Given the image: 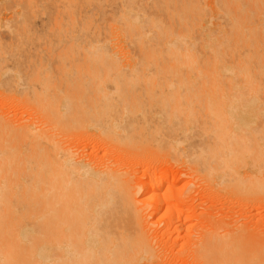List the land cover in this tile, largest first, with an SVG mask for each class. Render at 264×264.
<instances>
[{"label":"bare ground","instance_id":"1","mask_svg":"<svg viewBox=\"0 0 264 264\" xmlns=\"http://www.w3.org/2000/svg\"><path fill=\"white\" fill-rule=\"evenodd\" d=\"M10 2L11 4L7 5L10 6L9 9H14V4L18 3L15 5L16 10L22 16L21 19H19L20 15L16 17L18 21L20 20L19 30L29 27L28 31H30L32 27L31 32L34 33L29 34L27 30L21 33L15 30V33L16 31L19 33L17 36V33L13 35L10 23L13 17L9 22L6 20V23L4 21L0 23V27H4L7 32L4 41L0 42L1 92L8 87L6 72L9 73L13 66L11 64H14V57L10 56L9 50L13 46H19L22 49L21 59L30 61L34 58L35 62L37 59L38 62L43 60V65L36 64L40 72L42 71L40 67L45 65L46 60L51 61L49 64L56 62L53 64H56L55 67L58 65L57 62H61L56 69L62 68L64 61L66 63L86 61L87 64H81L85 66L84 70L89 67L88 70L97 68L96 74L102 70L100 73L105 71V76L110 72L126 74L129 71L128 75L139 73L137 76L147 74V76L164 77H200L201 81L206 77L209 79L203 81L208 84H212L215 80L213 83L215 85L212 84L215 86L214 93H218L217 100L222 103H218L220 101L217 102L213 97L212 100L206 97L210 106L223 107L224 103L230 106L238 105V102L242 101L246 109H262L264 112V0H209L208 4L206 0H13ZM30 13L34 14L33 19L25 16ZM51 14H57L54 22L53 19L47 18ZM58 14L63 16L58 18ZM95 62H98L96 66L93 65ZM70 65L64 64V68L70 69ZM107 68L109 70L106 71ZM117 68H121V71ZM46 69L45 73L43 72L45 75L38 74L36 76L39 77L35 79L37 85L39 81L43 82L40 84L42 88H46L50 96L43 98L46 102L42 99L40 103L41 108L44 104L47 107V114L51 111V117L49 115L51 123L44 129L47 133L41 130L34 135L33 140H36L32 141L34 148L32 147V150L27 148L29 152L21 153L18 149L21 145L23 147V143L14 150L5 136L7 130L4 132V125L0 126V264H149L153 251L148 231L150 224L146 217L142 219V212L138 215L137 207L135 208V200L133 202L135 185L130 186L126 178L120 177V173L117 174L119 171L116 173V169L111 168L113 164L112 166L109 165L110 163L104 164L108 174L106 172L101 174L102 169H91L86 164L87 161H82V158L74 159L78 155L70 154L66 145V141H70L75 146L74 143L82 138L83 134L85 135L86 124L90 122L88 119L93 116L92 103L87 102L88 97L85 95L86 98L82 99V94L81 98H76L74 102L70 99L76 96L72 95L69 99L71 96L69 92L72 91V94L77 92L76 87L75 92L73 91L75 84H69L70 79L69 86L66 83H57L59 80L55 83L51 82L56 75L51 76L53 79L49 81L50 83L47 82L50 85L45 83L52 74V72L46 74ZM85 78L84 76L83 79ZM210 78L212 82H209ZM65 80L67 82L68 79ZM92 80L95 79H91V82ZM103 82L101 84L105 86L107 81L106 84ZM22 84L26 86L24 80L20 84L23 89ZM217 85H219L218 89ZM84 86L82 88L80 86V90H87L86 88L89 87ZM104 86L97 87V94L100 92L99 96L102 95L99 99L105 97L103 90L106 89L105 93H107L108 89ZM226 89L231 91V94H226H230V98L225 95ZM85 90L82 92L87 93ZM222 94L226 99L229 98L227 102L223 101ZM192 99H184L181 103L184 101L193 104L195 99ZM197 100L199 101L198 97ZM204 101L203 104L207 102ZM76 103L81 105L77 106ZM120 111L121 114L117 116L114 112V118L105 120L100 128L96 127L101 129L104 135L102 141L106 140V144L109 143L111 146L112 140L127 139L122 144L131 146L138 142L134 140L138 138V130L144 124L132 121L134 124L131 125L129 109L122 108ZM124 113L128 115L125 119H123L125 115L121 116ZM258 116L253 117L259 119L264 114ZM77 119H80L79 122ZM91 123L93 124L92 121ZM144 127L150 128L151 132L155 131L156 127V130L159 128L155 124ZM164 127L159 129L163 137L160 136L156 141L164 138L165 130L167 135L168 132L174 136L177 134ZM170 133L168 136L173 139L164 140L169 143L174 140V144L175 142L178 144V140L176 141ZM102 135H99V139ZM167 135L165 133V137ZM73 136L75 140L71 138ZM208 143L193 144L190 147L192 154L195 157L200 155L203 158L210 157L211 162L213 158L215 161L219 159L220 154L226 155L227 152L225 150L223 152L222 147L220 150L223 154L220 150H215L217 149L215 145L209 143V147ZM227 147L224 146V149ZM209 148L211 149L208 150ZM229 149L228 147L226 150ZM9 151L12 154L19 152L18 155L17 153L10 155ZM213 152L218 156L214 157ZM222 158L225 159L224 156ZM219 161L222 163V160ZM149 178L139 185L137 190L140 193L145 194L151 188L154 190L161 187L167 178V173L164 172L155 179ZM148 201V205H155L153 208L157 213L165 204L164 200H158L155 193L150 194ZM160 216L161 214L158 217Z\"/></svg>","mask_w":264,"mask_h":264},{"label":"rangeland","instance_id":"2","mask_svg":"<svg viewBox=\"0 0 264 264\" xmlns=\"http://www.w3.org/2000/svg\"><path fill=\"white\" fill-rule=\"evenodd\" d=\"M10 1L13 0H0V23L2 21L6 23V20L9 22V19L13 17L10 21L13 35L16 34L17 31H22L23 33L25 30L28 31L29 27L25 30H19L18 24L20 20L18 21L17 18L20 14L17 13V6H15L18 3H12V6L14 4L13 7L15 8H11L13 10L11 11V9H9L10 6L7 7V5L11 4ZM208 1L209 0H206V3ZM58 15V18L63 16L60 14ZM25 16L33 19L34 14H25ZM55 17H57V14L47 16V18L53 19V21L51 20L52 22L56 20ZM21 18L22 16L19 19ZM49 19L47 20L49 21ZM12 23H14L15 26ZM15 30H17L16 33L14 32ZM32 30L31 27L30 31L26 32L33 34L34 32H31ZM6 34L5 28L0 27V42L5 39ZM9 51L10 56L14 57V64H11L13 65L10 69L11 71H9V73L6 72L8 87H5L4 92H1L2 89L0 88V122L3 123L2 125L0 123V126H5H3L4 132L7 130L5 136H7L6 138L8 142H10L9 145L14 147V150H17L20 144L23 143V147L21 145L18 149L21 153L27 152L28 149L32 150L34 148V142L36 141L33 140L34 135H37L41 130H43L41 132L45 133L46 130L44 129L51 123L49 120L51 111L47 114L48 109L45 104L42 108L40 107V103L42 99L48 95V91L46 92V88H42L41 84L43 82L41 81L38 82L41 86V88H39L35 79L43 72L45 73L46 67H48L46 69V74L49 75L51 72L52 74L45 83L53 79L51 76L56 75L55 79L51 82L54 81L55 83L59 80L57 83H66L68 86L71 83V85L75 84L73 91L75 92L77 89V92L75 94H72V91L69 92L71 95L69 99L72 95L73 97L76 96L70 99L74 102L76 98H81V94L83 95L82 99H84L85 96L88 97L87 102L89 101V103H92L91 108H93V114L91 112L93 116H90L88 120L90 122L92 121L93 124H90V122L86 124L85 135L83 134L82 138L80 137L74 143L75 146L72 145L70 141H66L69 153L74 156L78 155L76 158L73 156L74 159L79 157L83 159L82 161H87L86 164L88 167L90 166L91 169H102L100 170L103 171L101 174H105L104 172L108 174L104 164L110 163V166L113 164L111 168L113 169L114 167L116 170H113H115L116 173L119 171L117 174L120 173V177L126 178L130 186L135 185L133 187V202L135 200V208L137 207L138 215L142 212L143 218L142 216L141 218L145 219L144 217H146L150 224L148 231L149 236H151L150 240L152 242L153 251L149 264H264V151L262 150L264 149V116H261L263 119H261V117L259 119L255 118L257 115L260 116L262 113L264 114L262 109H246L243 107L244 104L241 103L242 101H239L238 105L235 104L230 106V104H225L223 102V107L221 105L218 107L210 106L211 104H208L209 101L206 100V97H210V100H212V97L216 100L218 98L216 97L218 93H214L215 86L213 85L215 84L213 83L215 80L212 82L211 78L209 82H212L213 85L203 81L204 79H209L206 77L202 79L203 83L200 77H164L150 74H148L150 76H147V74L146 76H137L139 73L136 75H134L135 73L133 75H128L127 73L130 74L129 71L126 73L127 75L121 72L115 74H111L110 72V74H107L108 76H105L104 70L103 73H100L102 70H98L99 72L97 74V68L88 70L90 67H86L87 69L84 70L85 66L82 65H85L84 63L87 64L86 61H72V63L69 61L66 63V61H64V64H67V66L71 63L69 67L71 70L73 69L71 71L68 67L64 68L65 66L63 63L62 68L56 69L61 62H57L58 65L55 67L56 64H53L56 62L49 64L51 61L47 62L46 60L45 65L49 64L51 66L49 67V65H47L45 67L44 65V69L41 66L42 68L40 67V69H42V71L40 72L36 64L42 63L43 65V60L38 62L37 59L35 62L34 58L30 59V61H28V59H21L20 53L22 49H20L19 46H13ZM95 63L93 65L96 66L98 62ZM110 64L113 65V63ZM77 65L78 67H76ZM61 66L62 65H60V67ZM52 68L55 69L53 70ZM117 69L121 71V68ZM107 70L109 69L107 68L106 71ZM66 71L70 75L66 73ZM86 71L89 74H87ZM38 74L39 76H36ZM60 74H62L61 78H59ZM44 75L42 76L44 77ZM83 75L86 77V80L83 79ZM91 76L93 77L90 78ZM98 77H101L100 81ZM41 79L42 77L40 80ZM65 79H68L67 82ZM91 79L95 80L91 82ZM23 80L26 86L24 87V83L22 85L25 89H22L20 85ZM96 80L98 84L95 82ZM15 82L19 84L17 85ZM86 82H91V86L87 85ZM101 82L106 85H102ZM99 85L108 89L107 93H105L106 89L102 91L105 95L103 99H99L102 96L101 94V96H99L100 92L97 94V87ZM83 86H89L86 88L87 90L83 89L87 93H83V90H80ZM218 86L219 85H217L216 88ZM75 87L76 89L74 90ZM221 89L225 90L223 88ZM111 90L114 92H110ZM225 92L226 95L231 91L226 89ZM230 94L226 96L230 98ZM226 96L222 97V99L227 102L229 98L226 99ZM194 97H196V99ZM197 97L200 102L197 100ZM47 98H50V96ZM82 99L80 102H82ZM184 99H195V101L193 104L184 101L181 103ZM203 101L205 102L204 104L202 103ZM218 101L220 100L218 99L217 102ZM77 102H79V100H77ZM105 102H107L106 105ZM214 102L215 104L217 103L216 101H213V103ZM218 103L222 104L221 101ZM77 104L78 103H76V105ZM80 105L81 104L77 106ZM121 105L124 106L121 107ZM122 108L123 110L129 109L131 112L130 118H132V120L130 119V122L133 121L134 123L136 122L144 125L155 124V126H159L158 130L162 128V126H166V128L168 127L175 134L177 133L174 136L172 133L168 132V135L170 133V135L176 138V141L178 140L180 144H183L180 145L177 141L178 144L175 142V145L173 142L174 140L170 143L164 140L165 138H169L166 130L164 132V138H160L156 141L160 136L163 137V133L160 130V132H158V130H156L157 127L155 131L153 130L151 132L150 128H145L143 125L138 130V138L134 140L138 141L136 144L126 146L122 144V142L124 143L127 139H116L112 140L111 146L108 143V146L106 140V143L103 142L104 135H102L103 133L99 128L105 123V120L107 121L108 119L109 121L111 118H114L113 116H118ZM97 109L99 110L97 111ZM135 111H138V113H135ZM114 112L115 115H113ZM209 113L213 114V116ZM123 115H125L123 119L128 116L125 113L121 116ZM171 115H173V117ZM187 117L189 121L186 120ZM103 119L104 122H102ZM174 119L177 120L175 121ZM230 119L232 120L230 121ZM77 120V122H79L80 119ZM133 122L131 125L134 124ZM192 128H195V130ZM191 131L193 133H191ZM165 133L167 137H165ZM99 135H102L101 139H99ZM74 137L75 136L71 138L75 140L76 138ZM76 137L78 136L76 135ZM171 139L169 138V141H171ZM32 141L34 142L32 143ZM201 142H203V145L204 142L215 145L217 149H215V147L212 148L216 151L220 150L222 147L223 152L224 150L227 152L225 153L226 155L220 154L219 156L221 157H218L222 160V163L219 159L215 161L212 155L213 162L210 161V157L206 158L204 156L203 158L201 155L195 157L190 147L193 146V144H201ZM120 144H122V146ZM184 144L186 146L188 145V148H186ZM224 146H228L230 149L227 151L226 149L228 147L224 149ZM12 147L10 149H12ZM210 149L211 148L208 150ZM18 152H16L17 155ZM215 152H213L214 157L218 156L217 154L215 155ZM14 154L10 153V155ZM223 156L225 161L222 158ZM108 169L112 171L110 167ZM164 172L167 173V178L161 187L159 186L160 188L158 187V189L156 188L154 190L151 188L152 190L150 189V192L147 191L145 194L137 190L142 182L150 179L149 177L155 179ZM151 193H155L158 200L165 201L159 213L155 212L156 210L153 208L155 206L154 204L148 205ZM159 214H161L160 218L158 217Z\"/></svg>","mask_w":264,"mask_h":264}]
</instances>
